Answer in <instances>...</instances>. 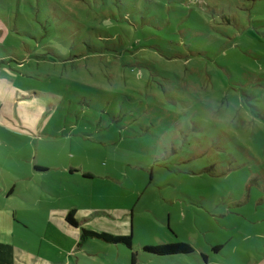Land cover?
<instances>
[{"label":"rangeland","instance_id":"374dc122","mask_svg":"<svg viewBox=\"0 0 264 264\" xmlns=\"http://www.w3.org/2000/svg\"><path fill=\"white\" fill-rule=\"evenodd\" d=\"M0 32V77L48 123L33 146L94 174L65 193L83 225L127 217L141 264H264V0H0ZM192 93L239 101L234 129L185 124ZM175 242L193 253L142 251ZM82 246L130 264L124 245Z\"/></svg>","mask_w":264,"mask_h":264},{"label":"crops","instance_id":"0c3cea01","mask_svg":"<svg viewBox=\"0 0 264 264\" xmlns=\"http://www.w3.org/2000/svg\"><path fill=\"white\" fill-rule=\"evenodd\" d=\"M11 81L0 77V126L5 133L12 131L17 137L32 140L33 150L15 152L7 141L0 139V264H91L90 253L82 246L85 239L81 237L82 230L88 228L83 225L88 218H83L87 210L69 206L65 193L72 190L76 177H81L79 174L84 180L94 174L73 166L66 157L58 163L52 159L48 147L42 153L35 149L48 123L32 118L33 105L20 102L16 81L14 78ZM71 210L81 219L78 222L75 218L78 227L66 221ZM95 215L101 216V211ZM106 217L105 224L100 221L86 230L132 235L131 225L128 232L127 217ZM130 264H141L135 256L132 260V252Z\"/></svg>","mask_w":264,"mask_h":264},{"label":"clouds","instance_id":"9594fccd","mask_svg":"<svg viewBox=\"0 0 264 264\" xmlns=\"http://www.w3.org/2000/svg\"><path fill=\"white\" fill-rule=\"evenodd\" d=\"M187 99L189 106L184 109L187 115L183 117V122L188 124L193 118L197 119L203 129L202 135L211 137L221 130L234 129L237 123V110L240 107L239 101L231 100L225 103L218 96L203 93H192ZM168 133V142L174 140L177 145L181 143L174 128H169Z\"/></svg>","mask_w":264,"mask_h":264},{"label":"trees","instance_id":"16d2710c","mask_svg":"<svg viewBox=\"0 0 264 264\" xmlns=\"http://www.w3.org/2000/svg\"><path fill=\"white\" fill-rule=\"evenodd\" d=\"M66 221L74 227H78L79 224L75 219V210L68 212L66 216ZM82 239L86 238H96L101 239L110 244H122L126 246L130 251H132V260L134 259L135 252L133 251V236L131 234L126 236H114L108 233H98L91 230H82ZM142 251L146 254L156 256V257H167L175 255H187L193 253V248L184 242L175 243H162L160 245L142 247ZM217 251V249H216Z\"/></svg>","mask_w":264,"mask_h":264}]
</instances>
